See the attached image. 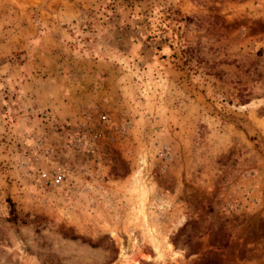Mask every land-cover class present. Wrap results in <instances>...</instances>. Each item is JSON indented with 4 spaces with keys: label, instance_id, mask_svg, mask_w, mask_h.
Listing matches in <instances>:
<instances>
[{
    "label": "rangeland",
    "instance_id": "obj_1",
    "mask_svg": "<svg viewBox=\"0 0 264 264\" xmlns=\"http://www.w3.org/2000/svg\"><path fill=\"white\" fill-rule=\"evenodd\" d=\"M0 264H264V0H0Z\"/></svg>",
    "mask_w": 264,
    "mask_h": 264
},
{
    "label": "built area",
    "instance_id": "obj_2",
    "mask_svg": "<svg viewBox=\"0 0 264 264\" xmlns=\"http://www.w3.org/2000/svg\"><path fill=\"white\" fill-rule=\"evenodd\" d=\"M59 180H61V174H55L53 176H51V181L54 183L59 182Z\"/></svg>",
    "mask_w": 264,
    "mask_h": 264
},
{
    "label": "trees",
    "instance_id": "obj_3",
    "mask_svg": "<svg viewBox=\"0 0 264 264\" xmlns=\"http://www.w3.org/2000/svg\"><path fill=\"white\" fill-rule=\"evenodd\" d=\"M10 203V202H9ZM10 205H11V203H10ZM10 211H12V208H10Z\"/></svg>",
    "mask_w": 264,
    "mask_h": 264
}]
</instances>
